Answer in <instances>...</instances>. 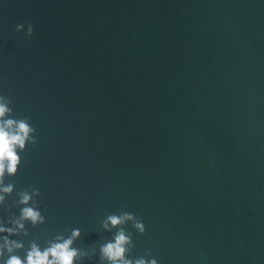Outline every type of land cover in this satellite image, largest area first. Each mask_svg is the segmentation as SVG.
<instances>
[{
    "label": "water",
    "instance_id": "1",
    "mask_svg": "<svg viewBox=\"0 0 264 264\" xmlns=\"http://www.w3.org/2000/svg\"><path fill=\"white\" fill-rule=\"evenodd\" d=\"M0 95L35 129L0 205L39 190L25 250L79 229L101 264L129 212V259L264 264V0H0Z\"/></svg>",
    "mask_w": 264,
    "mask_h": 264
},
{
    "label": "clouds",
    "instance_id": "2",
    "mask_svg": "<svg viewBox=\"0 0 264 264\" xmlns=\"http://www.w3.org/2000/svg\"><path fill=\"white\" fill-rule=\"evenodd\" d=\"M24 25L17 24L16 31L20 32ZM33 34V26L27 23L26 37ZM11 100L0 95V205L5 201L6 196L13 192L12 183L5 184V178L14 176L21 163L19 152H23L26 144H36L33 133L35 129L29 123V117L20 119L9 118L12 115V108L9 107ZM40 192L36 188L26 189L18 192L17 204L21 205L19 215L8 219V227L0 224V258L3 264H76L77 261L88 256L86 251L73 247V242L80 236L79 229H72L71 234L65 238L63 235H56L52 240L46 242L47 246L41 248L36 241H31L25 250L22 241L10 239L12 236H27L25 223L33 227L45 222L44 216L36 206L33 197H38ZM131 221L135 230L141 234L145 231L144 224L138 217L129 212H121L119 215H108L101 223L106 230L116 228L113 238L99 248V261L101 264H157L155 259L144 258L129 259V253L133 247L132 233L126 232L123 227L126 222ZM24 250L21 257L17 253Z\"/></svg>",
    "mask_w": 264,
    "mask_h": 264
}]
</instances>
